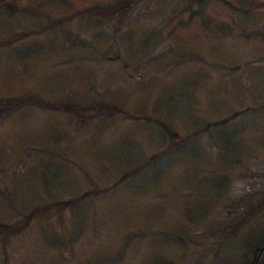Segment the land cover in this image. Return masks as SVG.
I'll return each mask as SVG.
<instances>
[{"label": "rangeland", "instance_id": "1", "mask_svg": "<svg viewBox=\"0 0 264 264\" xmlns=\"http://www.w3.org/2000/svg\"><path fill=\"white\" fill-rule=\"evenodd\" d=\"M121 1H0V97L111 105L0 114V264H250L264 0Z\"/></svg>", "mask_w": 264, "mask_h": 264}, {"label": "trees", "instance_id": "2", "mask_svg": "<svg viewBox=\"0 0 264 264\" xmlns=\"http://www.w3.org/2000/svg\"><path fill=\"white\" fill-rule=\"evenodd\" d=\"M126 9H127V4H125V0H122L119 3L117 2L111 3V5L109 6L98 5L96 7L89 8L87 12L95 11L101 15L113 14V15L119 16V15L124 14L127 11ZM27 106L38 107L40 109H45V110H53L54 112H58L64 115L65 114H68V116L74 115L75 117L80 116L81 118H86V119L89 117L82 116L80 113H78V109H82V110L83 109L86 110V108L96 109V107H99L102 109L107 108V107L111 108L110 104L105 105V103L100 102V101H96L95 103L92 102L89 104L83 102V106H84L83 108L79 102H74L72 100L71 101L58 100V101L52 102V101L41 99V98L38 99V97L35 99L34 96H30V95H26L24 97L9 98V99L0 97V114H2L4 117H6L8 114H12L15 111L18 112L22 108L27 107ZM115 106L113 107L114 111L116 112L117 110V112H120L119 108ZM102 114L108 115V112L103 113L101 111H96L95 114H93L90 117V120L91 118L97 117ZM0 118H2L1 115H0ZM7 192L8 191H5L4 194H8ZM263 203H264V198L262 200L256 201L255 204H251L250 206L246 207L244 211L239 216L236 217L235 221L230 222V225L234 224L235 222L239 223L241 219H244V220L248 219L250 217L249 215H252L257 205L260 206ZM9 210L13 212L16 211V213L18 212L21 219L25 215L30 219L32 217L33 212H35V210L30 211V212L29 211L25 212L22 209H18V208L9 209ZM12 217L5 219L7 221V224L0 223V242L2 243V247H4V243L7 241L6 238H8V235H7L8 231L17 233L20 230L19 228H17V224H9L10 222L8 221L11 220ZM251 255H252V263L250 264H264V240H262V242H260L258 245H255L253 249H251Z\"/></svg>", "mask_w": 264, "mask_h": 264}]
</instances>
